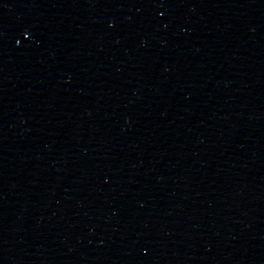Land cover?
Returning a JSON list of instances; mask_svg holds the SVG:
<instances>
[{"label":"water","instance_id":"obj_1","mask_svg":"<svg viewBox=\"0 0 264 264\" xmlns=\"http://www.w3.org/2000/svg\"><path fill=\"white\" fill-rule=\"evenodd\" d=\"M0 264H264V0H0Z\"/></svg>","mask_w":264,"mask_h":264}]
</instances>
